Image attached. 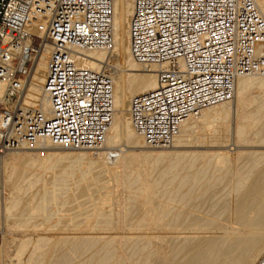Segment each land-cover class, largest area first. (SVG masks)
Segmentation results:
<instances>
[{
  "label": "bare ground",
  "instance_id": "6f19581e",
  "mask_svg": "<svg viewBox=\"0 0 264 264\" xmlns=\"http://www.w3.org/2000/svg\"><path fill=\"white\" fill-rule=\"evenodd\" d=\"M254 2L264 18V0ZM131 14L132 0H113L112 49L90 51L81 60L82 65L96 68L97 61L109 59L116 67L113 75L114 119L102 150L94 151L95 154L70 152L65 151L70 148L45 143L33 149L36 152L10 150L1 155L0 170L8 193L0 192V213L3 214L0 231L5 236L0 256L8 250L12 232L28 230L26 227L33 226L36 219L46 223L57 211L67 208L70 215L58 217L54 223L60 230V233L55 232L59 233L58 237L39 235L24 264H41L45 258H48V264H256L264 252L262 76L239 77L232 100L188 118L170 148L188 147L195 129L204 122L226 124L232 120L234 147L250 145L263 149L240 150L232 159L224 155L215 157V153L210 156L204 152L181 150H160L156 154L126 152L118 159L123 173L109 172V177L124 187L125 199L118 217L113 219L111 211L103 208L112 193L106 192L102 199L96 197L104 183V173L108 174L103 161L118 155L119 149L117 152L109 149L126 145L138 151L143 143L130 123V99L154 89L157 84L154 67L145 69L129 53ZM45 69L44 53L35 63L23 95V104L44 111L48 109L47 99L41 94ZM252 90L256 95H251ZM227 130L221 126L217 134L200 138L212 141L211 144L226 142ZM53 149L62 151L48 152ZM84 161L86 165L82 166ZM73 180L74 185L71 184ZM225 188H228L229 199L215 198L216 191ZM69 192V196L64 197ZM83 198L89 202L85 210ZM51 206L56 209L50 210ZM199 213H203L202 219ZM91 218L102 224L105 235L95 231V225H98L94 221L92 227ZM224 223L232 224L231 230H225ZM194 224L197 231L192 232L190 228ZM49 228L53 232L54 226ZM184 229L190 230L185 232ZM30 239L25 237L18 241L19 254L27 249ZM95 247L98 248L86 254ZM82 256L85 260L76 262Z\"/></svg>",
  "mask_w": 264,
  "mask_h": 264
},
{
  "label": "built area",
  "instance_id": "2783aa9c",
  "mask_svg": "<svg viewBox=\"0 0 264 264\" xmlns=\"http://www.w3.org/2000/svg\"><path fill=\"white\" fill-rule=\"evenodd\" d=\"M113 37V0H0V156L45 143L105 145L116 67L81 60L110 51ZM128 40L132 59L156 73V87L128 109L149 148L172 147L188 118L231 101L239 77H264V18L254 0H132ZM44 53L46 111L23 104Z\"/></svg>",
  "mask_w": 264,
  "mask_h": 264
},
{
  "label": "rangeland",
  "instance_id": "374dc122",
  "mask_svg": "<svg viewBox=\"0 0 264 264\" xmlns=\"http://www.w3.org/2000/svg\"><path fill=\"white\" fill-rule=\"evenodd\" d=\"M142 69H144L143 67H142ZM140 72H145V73H147L148 71H140ZM251 95H254L255 94V91L254 90H252L251 92ZM257 93V92H256ZM256 95V94H255ZM231 120V119H230ZM210 122H213V125H212V123H210ZM219 121H209V123L211 124H209L208 122H204V123H202V124H200L199 125V127L198 128H196L195 129V131L196 132H194L193 134V138H195L196 140H194L193 138H191V140H190V142H191V144H190V142H189V144H188V147H180V149H178V148H149V147H146V146H144L143 145V143L141 144V146H142V148H141V146H140V148L138 147V151H137V148H136V150H135V148H127V146L126 145H120V146H118L117 148H110L109 150H112V151H118V149H119V151H118V157L116 156V158L115 157H110V159H106V161L108 162H106L105 160L103 161V162H105V164H104V167H105V165H106V167H105V169L108 171V174L107 173H104V183H102V187H101V190H100V193L98 194V195H96V197L98 198L99 197V199H102L103 197H104V194L106 195L107 193L108 194H111L109 197H110V199H109V201L103 206V208H104V210L105 211H111V215H113V216H111V217H113V219H115L116 217H118V211H119V209L121 208V205H122V203L124 202V199H125V193H124V187H123V185H120V184H118L117 182H115L114 181V179L110 176L109 177V175H110V173L109 172H112V173H116V174H119V175H121V173H123V171H121V169H122V167L121 166H119L120 165V162H119V158L121 157H119V155H122L123 153H126V152H134V153H145V152H151V153H154V154H156V153H158V152H160V150L161 151H180L181 150V152H186V153H188L189 151L190 152H200V153H208L210 156H212L214 153V155L213 156H222V155H224V156H228V157H230L231 159L236 155V153L237 152H239L240 150H250V149H255V150H260V149H263V148H252V147H249L250 145H246V147H234L233 145H232V143H233V141L231 142V139L233 140V136H231V135H233L232 134V128H233V121L231 120V122L230 121H227L226 122V124H222V123H218ZM202 125V126H201ZM210 125V126H209ZM207 126V127H206ZM221 126H225V127H227L229 130H227L228 131V138L226 139V142H213V144H211L212 143V141H209L208 139H204L203 138V141H202V137H206L205 135H209L210 133L211 134H217L218 132H219V130H220V127ZM201 128V129H200ZM231 129V130H230ZM201 130H203V131H201ZM200 138L201 140H197V138ZM230 138V139H229ZM208 140V141H207ZM229 140H230V142H229ZM192 142H194V143H192ZM204 142H205V144H204ZM215 143V144H214ZM221 143V144H220ZM224 143V144H223ZM198 144V145H197ZM229 144H230V146H229ZM196 145V146H195ZM195 146V147H194ZM233 146V148H231ZM126 147V148H125ZM144 147V148H143ZM120 148L122 149V151H120ZM123 149H124V152H123ZM133 149V150H132ZM141 149V150H140ZM173 149V150H172ZM232 149V150H231ZM62 151V150H60V149H53V150H48V152H52V151ZM97 150H102V149H96V150H85V149H78V150H75V149H66L65 151H70V152H87V153H92V154H95V152H97ZM11 151H18V152H36L37 150H33V149H19V150H11ZM38 151H40L39 149H38ZM95 151V152H94ZM189 152V153H190ZM213 152V153H212ZM220 153V154H219ZM217 154V155H216ZM5 154H3V156H4ZM3 156H0V161H1V159H2V157ZM115 158V159H114ZM116 159H117V161L119 162H117L116 161ZM119 159V160H118ZM86 161H84V163L82 164V166H85L86 165V163H85ZM110 162L112 163V164H110ZM108 164H109V166H108ZM112 165V166H111ZM110 168V169H109ZM121 168V169H120ZM95 169H96V167H95ZM123 170V169H122ZM107 180V181H106ZM110 180V181H109ZM74 180L71 182V184H73L74 185ZM3 184V185H2ZM121 186V187H120ZM122 190H121V189ZM4 189V190H3ZM7 192L8 193V191H7V189L5 190V186H4V183H3V178H2V170H0V192ZM122 191V192H121ZM107 192V193H106ZM116 192V193H115ZM217 192V195H216V197L215 198H222V199H229V192H228V188H225V189H223V190H217L216 191ZM221 192V194L219 195L218 193H220ZM69 194H70V192L69 193H67V194H64V197H68L69 196ZM112 198V199H111ZM118 198V199H117ZM115 199V200H114ZM110 200H113V201H110ZM122 200H123V202H122ZM85 201V202H84ZM117 203H115V202ZM81 202L83 203L82 204V208L85 210L86 209V207L89 205V202H87V200L86 199H81ZM113 203H115V205H113ZM113 206H112V205ZM112 207V208H111ZM115 207V208H114ZM55 207H50V210H52V211H54L55 209H54ZM110 208V209H109ZM111 209H113V210H111ZM0 210H1V205H0ZM112 211H113V214H112ZM115 211V212H114ZM1 212V211H0ZM116 213V214H115ZM67 216V215H70V211L67 209V208H62L61 210H59V211H57L56 212V216H54V218L53 219H51L50 221H48V222H42L40 219H36L35 221H34V224H33V226L31 225V227L30 226H27L26 228H28V230L27 229H25V230H23V231H16V232H12L11 234H13V235H11V237H12V241L9 243L10 245L8 246V250H4V252H2V255L0 256V264H11L12 262L14 263V264H18L17 263V261L19 262V264H24V262L26 261V259H29V257H30V255L32 254V252H33V250H32V252H30V253H28L29 251H31V249H33V248H31L32 246V244L35 242V239H37L38 238V236L39 235H47V236H50V237H52V238H57L58 237V235H59V233H60V230L55 226V220L58 218V217H62V216ZM116 215V216H115ZM2 216V217H1ZM199 218L200 219H202L203 217H204V215H203V213H199ZM0 227H1V219H3V214H1L0 213ZM202 217V218H201ZM93 219V220H92ZM37 221H39L38 222V224H37ZM41 221V222H40ZM94 221H95V223L98 225L97 227H96V225H95V231L96 230H98V231H96V232H99L100 233V235H105V232H104V230H102L101 228V226H102V224L101 223H98L97 221H96V219H94V218H91V226H92V224H94ZM35 224H36V227H35ZM42 224V225H41ZM52 224H54L53 226H54V228H53V232H51L52 231V228H49V227H53V226H51ZM224 224L226 225L225 227H224ZM223 224V227H224V229L225 228H227V229H225V230H231L230 229V227H233V225L232 224H230V223H224ZM39 225H41V226H39ZM230 225V226H229ZM196 226V227H195ZM229 226V227H228ZM34 227V228H33ZM39 227V228H38ZM41 227V228H40ZM93 227V226H92ZM33 228V229H32ZM46 229V230H45ZM54 229H55V231H54ZM191 231L192 232H195V230L197 231V225L196 224H194V225H192L191 226ZM190 229H184V231L185 232H187V231H189ZM33 230V231H32ZM102 230V231H101ZM57 231H59V233H55V232H57ZM190 231V232H191ZM23 232H24V234H23ZM26 232V233H25ZM33 234H32V233ZM181 232H183V230H181ZM29 233V234H28ZM38 233V234H37ZM28 234V235H27ZM31 234V235H30ZM57 234V235H56ZM25 235V236H24ZM14 236V237H13ZM27 238L28 237V239H30V237H31V239H30V244H28V246H27V249H25L23 252H21L20 254H19V251H18V241L19 240H21V239H23V238ZM15 238H16V241H15ZM15 241V242H14ZM14 244H13V243ZM5 246V236H3V231H0V247L2 248V247H4ZM98 247H95L94 249H92V250H90V251H88V253H86V254H89V252H92V251H95L96 249H97ZM7 252V253H6ZM7 255H6V254ZM37 254V253H36ZM261 256V255H260ZM259 256V257H260ZM258 257V258H259ZM6 258V259H5ZM48 258H45V259H43V261L41 262V264H48V260H47ZM20 260V261H19ZM45 260V261H44ZM79 260V261H78ZM83 260H85V256H82V257H79V258H77L76 259V262H80V261H83ZM6 261V262H5ZM8 261H10V262H8ZM4 262V263H3ZM16 262V263H15ZM27 262V261H26ZM47 262V263H46ZM12 263V264H13ZM27 264V263H26Z\"/></svg>",
  "mask_w": 264,
  "mask_h": 264
}]
</instances>
